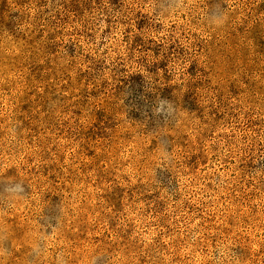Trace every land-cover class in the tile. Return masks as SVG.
Here are the masks:
<instances>
[{
  "label": "rangeland",
  "instance_id": "374dc122",
  "mask_svg": "<svg viewBox=\"0 0 264 264\" xmlns=\"http://www.w3.org/2000/svg\"><path fill=\"white\" fill-rule=\"evenodd\" d=\"M262 2L0 0V264H264Z\"/></svg>",
  "mask_w": 264,
  "mask_h": 264
},
{
  "label": "trees",
  "instance_id": "16d2710c",
  "mask_svg": "<svg viewBox=\"0 0 264 264\" xmlns=\"http://www.w3.org/2000/svg\"><path fill=\"white\" fill-rule=\"evenodd\" d=\"M263 7H264V0L262 2ZM264 10V9H263ZM254 11H255V7H254ZM203 78H192V79H187V81H185L182 85V88L184 91L176 93L174 91V93L168 91V89H171L174 85H170L171 83H166L164 84V86L157 87V90H159L161 93H166V92H170V94L172 96H174V99L172 100V103L176 104L174 107L175 109L181 111V110H185L188 108V110L192 111V114L196 111L199 110V108H201V104L204 101L203 98V93H204V89L207 92L206 95L210 96L212 99V103L211 106L207 109V111L210 110V116L212 121H216V120H220L223 119V117L227 114V109L226 107L229 106V104H226L225 101V96L227 95L225 91L226 87H223L220 82L217 83V85H213L211 81L206 80L203 81ZM122 84H130L128 82V80L126 81V79H122L121 80ZM139 85H141V83H137L138 87ZM172 86V87H171ZM262 85H257L256 83L253 85L251 91L248 92V96L249 99H251L252 101H249L250 103L256 104V105H260L261 108L264 107V95H260L259 93V89H261ZM264 86V85H263ZM130 86L127 85L126 88H129ZM166 87V88H164ZM155 93H157L156 90H153ZM255 102V103H254ZM251 109V108H249ZM261 111H264L263 108L261 109ZM261 113V112H260ZM210 118V117H207ZM206 119V118H205ZM207 120V119H206ZM260 126L261 124H264V122L259 119L257 121Z\"/></svg>",
  "mask_w": 264,
  "mask_h": 264
}]
</instances>
